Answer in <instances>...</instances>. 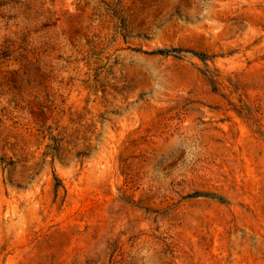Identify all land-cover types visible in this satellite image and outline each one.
<instances>
[{
    "label": "rangeland",
    "instance_id": "rangeland-1",
    "mask_svg": "<svg viewBox=\"0 0 264 264\" xmlns=\"http://www.w3.org/2000/svg\"><path fill=\"white\" fill-rule=\"evenodd\" d=\"M263 191L264 0H0V264H264Z\"/></svg>",
    "mask_w": 264,
    "mask_h": 264
},
{
    "label": "bare ground",
    "instance_id": "bare-ground-1",
    "mask_svg": "<svg viewBox=\"0 0 264 264\" xmlns=\"http://www.w3.org/2000/svg\"><path fill=\"white\" fill-rule=\"evenodd\" d=\"M245 152L248 155L249 158V164H251L255 169H258V166L262 163L261 161L256 160L255 153L257 152V148L252 146H247L245 148ZM260 199L262 200V204L264 206V191L263 194L260 195ZM256 216L262 217L264 216V208H261L260 206L256 205ZM37 209L35 207H32L26 212L25 215L21 216L22 223L19 226H5L0 222V243L4 239V235L9 234V232L13 233L14 240L11 242V244H16L18 242H22L25 239V234L29 229H32L34 227V217L36 216Z\"/></svg>",
    "mask_w": 264,
    "mask_h": 264
}]
</instances>
